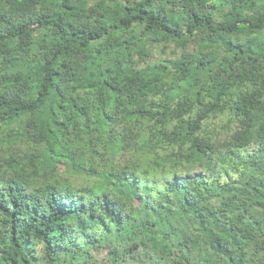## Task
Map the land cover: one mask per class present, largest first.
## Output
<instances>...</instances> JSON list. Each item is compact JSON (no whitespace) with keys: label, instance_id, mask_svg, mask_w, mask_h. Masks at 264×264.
<instances>
[{"label":"trees","instance_id":"16d2710c","mask_svg":"<svg viewBox=\"0 0 264 264\" xmlns=\"http://www.w3.org/2000/svg\"><path fill=\"white\" fill-rule=\"evenodd\" d=\"M152 253L264 264V0H0V264Z\"/></svg>","mask_w":264,"mask_h":264},{"label":"rangeland","instance_id":"374dc122","mask_svg":"<svg viewBox=\"0 0 264 264\" xmlns=\"http://www.w3.org/2000/svg\"><path fill=\"white\" fill-rule=\"evenodd\" d=\"M139 255L140 256H144L143 255V253H142V251H141V249H140V251H139ZM93 256L95 257V258H97V259H101V258H103L104 256H105V254L101 251V250H99V252H94L93 253ZM145 258V257H144ZM89 260H91L92 261V259H89ZM134 261H135V259H133V258H128L125 262H124V264H134ZM146 261L149 263V264H153V263H155L156 261H159V257H157L156 256V254H151V256L150 257H146ZM93 264H107V262H106V260H102V261H96L95 263L93 262ZM121 264H123V263H121Z\"/></svg>","mask_w":264,"mask_h":264}]
</instances>
